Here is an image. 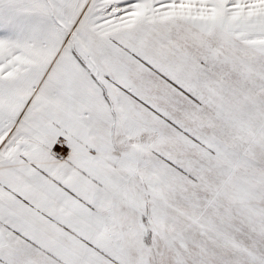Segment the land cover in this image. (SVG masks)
<instances>
[{
    "label": "rangeland",
    "instance_id": "374dc122",
    "mask_svg": "<svg viewBox=\"0 0 264 264\" xmlns=\"http://www.w3.org/2000/svg\"><path fill=\"white\" fill-rule=\"evenodd\" d=\"M0 264H264V0H0Z\"/></svg>",
    "mask_w": 264,
    "mask_h": 264
}]
</instances>
